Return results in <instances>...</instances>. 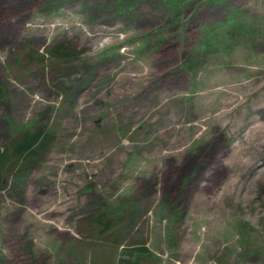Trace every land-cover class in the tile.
<instances>
[{
    "label": "rangeland",
    "instance_id": "obj_1",
    "mask_svg": "<svg viewBox=\"0 0 264 264\" xmlns=\"http://www.w3.org/2000/svg\"><path fill=\"white\" fill-rule=\"evenodd\" d=\"M39 129L0 264H264V0H0V149Z\"/></svg>",
    "mask_w": 264,
    "mask_h": 264
},
{
    "label": "trees",
    "instance_id": "obj_2",
    "mask_svg": "<svg viewBox=\"0 0 264 264\" xmlns=\"http://www.w3.org/2000/svg\"><path fill=\"white\" fill-rule=\"evenodd\" d=\"M55 55L64 57L68 55V50H64L62 47L55 51ZM52 137L46 133L44 129L39 130H27L21 133L19 136H14L7 146L0 149V187L2 181V171L6 165H9V169L19 168L21 172H26L37 168L38 164L44 160L46 153H49ZM94 221V226L98 227L101 232V236L105 235L113 225L115 224L110 219H105L104 215H99ZM97 229V230H98ZM141 254H148L149 250L142 245L138 250ZM134 253V251L129 252ZM138 257V258H139ZM130 258L126 264H129Z\"/></svg>",
    "mask_w": 264,
    "mask_h": 264
}]
</instances>
